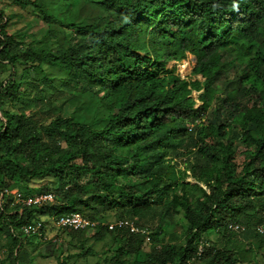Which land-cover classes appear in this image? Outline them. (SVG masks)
<instances>
[{
	"label": "trees",
	"instance_id": "16d2710c",
	"mask_svg": "<svg viewBox=\"0 0 264 264\" xmlns=\"http://www.w3.org/2000/svg\"><path fill=\"white\" fill-rule=\"evenodd\" d=\"M14 2L72 31L52 53L43 40L15 43L0 12V72L21 63L36 75L34 110L14 74L8 87L0 84V191L56 195L50 205L0 204L8 239L0 264H34L26 247L56 244L22 226L75 212L101 223L62 232L84 256L93 252L88 240L108 236V264H252L246 253L264 247L255 231L264 216V0ZM85 6L97 10L91 21L79 19ZM187 54L203 80L166 67ZM52 69L86 85L91 106L78 104L81 117L46 97L53 88L62 94ZM16 100L22 107L4 108ZM108 212L148 234L109 229L98 217ZM149 217H157L153 229L143 227ZM248 219L247 228L228 229Z\"/></svg>",
	"mask_w": 264,
	"mask_h": 264
},
{
	"label": "rangeland",
	"instance_id": "374dc122",
	"mask_svg": "<svg viewBox=\"0 0 264 264\" xmlns=\"http://www.w3.org/2000/svg\"><path fill=\"white\" fill-rule=\"evenodd\" d=\"M30 8H25L19 4H16L14 0H0V12L3 13V16L7 17L10 21V25L8 27V32L12 33L14 36L15 43H23L24 45L35 40H43L47 49H50L52 53L58 49V45L63 42V37L69 35L71 33V29H62L58 28L56 24H47L45 21L42 20L41 13L38 11H31ZM79 19L91 21L94 17L97 16V10L95 6H85L82 7L79 12ZM1 21V20H0ZM55 33L51 37L48 36L50 33ZM22 44V45H23ZM23 45V46H24ZM37 45V44H35ZM22 47V49H24ZM195 65V57L191 54H187V57L181 61H169L167 62L166 67L174 71L175 74L179 75L181 78L191 79V80H203L200 75H194L192 73V68ZM49 67V65L47 66ZM8 70V71H7ZM15 71V72H14ZM10 74H14V78L20 81L19 87L17 89L19 95L26 94L27 96L24 97L25 106L28 109L34 110L33 103L34 98L33 95L35 94L34 88L31 85L33 82V77L36 75L33 72L25 73L24 66L21 63L16 64L15 66L6 68V71L0 72V84H2V88H6L9 86ZM49 76L55 79L56 87L61 89L62 94L60 97L56 96L57 92H54V88L47 92L46 97L50 96L48 100L52 99V102L55 105H62V112L69 114L71 111L74 112L75 116L81 117L84 115V112L79 110V105L82 104L85 107L91 106L89 101V96L86 95L85 89L86 85L84 86H76L74 82L67 81L66 75L64 72L58 71L57 69H52L48 73ZM67 84H64V82ZM55 85V84H54ZM0 93H2L0 91ZM6 95V93L4 92ZM71 94L76 95V97H72ZM199 92L193 91L191 96L196 100L197 105L199 101L197 100ZM90 95V94H89ZM20 98V96H19ZM22 102L16 100L14 102L8 101L7 104L4 105L5 109H16L18 107H22ZM91 115V114H90ZM92 118V117H91ZM91 118L88 120L91 121ZM0 119L4 121L2 117V113L0 112ZM184 164L181 161H177V169H183ZM189 181H194L192 178H187ZM86 213V212H85ZM101 220L105 223H113L117 217L116 212H108ZM249 220L243 221L242 226L246 227L249 224ZM41 223L45 229L44 232L48 237H54L58 235V230L52 226L51 219L47 217L42 218ZM245 222H248L245 224ZM145 228L153 229L157 225V217H149L147 222H143ZM180 226L178 227V241L182 242L183 240L180 239L179 231ZM60 233V232H59ZM61 242L54 247L41 242L37 245H32L26 247V257L34 259V264H56L57 260H64V264H108V260L113 252V247L115 245L109 244L110 238L108 236L93 242L92 240H88L87 244H91L93 247L92 255L84 256V253H79L80 249L78 247V241L72 239L68 236L67 233L61 231ZM238 238H242V233L238 234ZM7 237L4 235H0V248L7 247ZM149 240H147L144 246V253L149 251ZM46 254L48 256H41L39 253ZM263 253L264 247H255L253 253L247 254V260H251L252 264H264L263 260ZM6 257V252H5ZM8 264V263H7Z\"/></svg>",
	"mask_w": 264,
	"mask_h": 264
},
{
	"label": "built area",
	"instance_id": "2783aa9c",
	"mask_svg": "<svg viewBox=\"0 0 264 264\" xmlns=\"http://www.w3.org/2000/svg\"><path fill=\"white\" fill-rule=\"evenodd\" d=\"M10 199L12 205L16 206H41V205H50L53 204L56 200V195L52 190L44 191L40 193H32L25 194L18 187H5L2 191H0V204L3 201ZM19 211V210H18ZM52 226L60 231L65 230H81L87 228H94L99 221H93L89 219L86 215L82 213H69L60 216H53L51 218ZM109 229H113L114 227L127 226L130 232L137 233H146L148 231L146 229H139L132 221L130 220H115L113 223H105ZM42 224L40 222L35 224H28L22 226V231L25 235L37 234L42 235L43 240L51 241L54 244H59L61 239L58 236L48 237L42 231ZM228 229L232 231H241L244 229L243 226L237 223L228 224ZM255 231L259 234L264 235V216L260 223L255 226ZM5 258V250L0 248V262Z\"/></svg>",
	"mask_w": 264,
	"mask_h": 264
}]
</instances>
